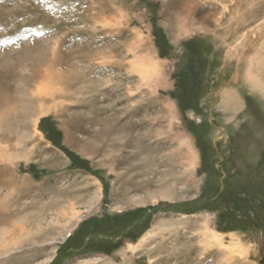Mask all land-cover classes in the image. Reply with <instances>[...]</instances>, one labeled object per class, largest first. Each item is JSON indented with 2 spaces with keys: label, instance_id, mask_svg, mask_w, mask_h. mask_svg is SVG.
Instances as JSON below:
<instances>
[{
  "label": "rangeland",
  "instance_id": "1",
  "mask_svg": "<svg viewBox=\"0 0 264 264\" xmlns=\"http://www.w3.org/2000/svg\"><path fill=\"white\" fill-rule=\"evenodd\" d=\"M263 3L0 0V264H264Z\"/></svg>",
  "mask_w": 264,
  "mask_h": 264
},
{
  "label": "bare ground",
  "instance_id": "2",
  "mask_svg": "<svg viewBox=\"0 0 264 264\" xmlns=\"http://www.w3.org/2000/svg\"><path fill=\"white\" fill-rule=\"evenodd\" d=\"M251 1V0H250ZM256 2V1H255ZM254 4V3H253ZM237 6V5H236ZM251 6V5H250ZM250 6H249V8H250ZM257 7V6H256ZM256 7H254V8H251V10H252V12H251V14H249L252 18H250V19H253L254 21H255V19H257L258 21H257V24L255 25V26H251L252 28L250 29L251 31H252V37L255 39V40H259V38H263L264 39V3H263V5H261V7H259V8H256ZM234 9V8H233ZM235 14L237 13V11L239 10L237 7L235 8ZM249 11H250V9H249ZM248 11V12H249ZM239 12H240V10H239ZM238 12V13H239ZM237 13V14H238ZM237 16L238 15H235V17L237 18ZM246 16V15H245ZM247 17V16H246ZM235 18V19H236ZM245 18V17H244ZM238 19V18H237ZM252 20V21H253ZM242 22V21H241ZM243 23H245V26H248V24L246 23V21L245 22H243ZM231 24V23H230ZM239 24V23H238ZM233 27V26H232ZM249 34V32L247 31V32H244V33H241L240 34V36H238L237 37V45H234L233 47H232V49L233 48H237V46L239 45H243L244 46V44H242V42H243V39H244V41L246 40L245 39V36H247ZM262 41H264V40H262ZM261 46V45H260ZM245 48V47H244ZM257 48V47H256ZM264 49V48H263ZM262 49V50H263ZM259 51V50H258ZM242 53H243V55H244V53H245V51L244 50H242ZM259 54V53H258ZM242 55V54H241ZM259 56V55H258ZM264 56V55H263ZM238 58H240V56L238 57ZM259 58H260V56H259ZM261 58H262V56H261ZM264 58V57H263ZM251 60H252V58H251ZM260 61H262V59L260 60ZM253 62V61H252ZM251 62V63H252ZM249 64V69H252V64ZM254 63V62H253ZM263 65V68H262V70L264 69V63L262 64ZM262 65L261 64H259L258 66H259V68H258V70H260L261 69V67H262ZM249 71V70H248ZM250 72V71H249ZM260 72V71H259ZM262 73V72H261ZM264 73V72H263ZM250 76H251V74H250ZM262 79V78H261ZM258 87H264V81L263 82H258L257 84H256ZM10 96V95H9ZM2 98V97H1ZM10 98V97H9ZM12 98V97H11ZM15 98V97H14ZM12 100V99H11ZM8 100H6L5 102H7ZM4 103V102H3ZM124 125V124H123ZM126 126V125H125ZM173 139V138H172ZM109 140V139H108ZM174 140V139H173ZM130 157V156H129ZM135 159V158H134ZM0 218H1V216H0ZM205 234V236L207 237V240H211L212 239V237L214 238V239H216L218 242H220V244L222 245L223 244V241H222V239L220 238V236L217 234V233H215V232H207V233H204ZM206 240V239H205ZM130 245V247H132V244H129ZM134 246V245H133Z\"/></svg>",
  "mask_w": 264,
  "mask_h": 264
},
{
  "label": "trees",
  "instance_id": "3",
  "mask_svg": "<svg viewBox=\"0 0 264 264\" xmlns=\"http://www.w3.org/2000/svg\"><path fill=\"white\" fill-rule=\"evenodd\" d=\"M45 120V119H44ZM59 133V131L58 130H56V129H53L52 130V135L50 136V138H52L53 140H55L54 139V137L56 136V134H58ZM59 135V134H58Z\"/></svg>",
  "mask_w": 264,
  "mask_h": 264
},
{
  "label": "flooded vegetation",
  "instance_id": "4",
  "mask_svg": "<svg viewBox=\"0 0 264 264\" xmlns=\"http://www.w3.org/2000/svg\"><path fill=\"white\" fill-rule=\"evenodd\" d=\"M192 50H193L194 53L198 52V49L196 47H193ZM195 89H196V87L194 88V92H196Z\"/></svg>",
  "mask_w": 264,
  "mask_h": 264
}]
</instances>
